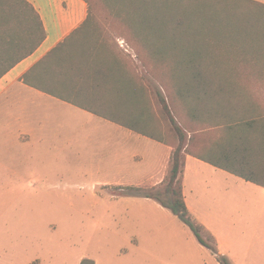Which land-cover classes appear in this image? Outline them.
I'll use <instances>...</instances> for the list:
<instances>
[{
  "label": "rangeland",
  "instance_id": "374dc122",
  "mask_svg": "<svg viewBox=\"0 0 264 264\" xmlns=\"http://www.w3.org/2000/svg\"><path fill=\"white\" fill-rule=\"evenodd\" d=\"M166 1L185 18L178 29L208 37L214 48L235 51L232 55L264 62L263 8L241 0ZM136 67L155 100L159 83L140 64ZM250 77L241 80L264 109V86L255 83L259 76ZM165 89V96L172 94ZM179 117L183 123L184 114ZM12 143L8 138L6 169L0 171V264H220L187 225L155 200L115 186L91 190L94 178L86 171V159L93 153L84 142L66 150L34 145L22 154ZM19 155L23 162L17 165ZM240 184L232 189L247 186ZM229 206L243 210L201 212L212 222L221 221L215 227L220 252L232 264H264V203Z\"/></svg>",
  "mask_w": 264,
  "mask_h": 264
},
{
  "label": "crops",
  "instance_id": "0c3cea01",
  "mask_svg": "<svg viewBox=\"0 0 264 264\" xmlns=\"http://www.w3.org/2000/svg\"><path fill=\"white\" fill-rule=\"evenodd\" d=\"M27 1L40 15L46 39L0 79V171L6 169L8 138L21 154L34 145L66 150L84 142L93 153L86 159L90 168L86 171L94 178L91 190L160 186L173 148L102 117L128 116L133 110L136 64L140 62L135 50L118 36L130 31L128 22L122 20H133L137 13L107 9L104 0ZM245 1L264 5V0ZM90 17L92 24L84 26ZM79 71L101 74L100 84L79 83L73 76ZM85 131L98 133L85 137ZM193 151L207 157L219 149L201 133ZM21 162L19 155L16 164ZM240 183L247 186L232 189ZM183 192L190 212L220 246L215 227L221 221L212 222L201 213L203 209L243 210L229 205L264 203V186L193 155L186 157Z\"/></svg>",
  "mask_w": 264,
  "mask_h": 264
},
{
  "label": "trees",
  "instance_id": "16d2710c",
  "mask_svg": "<svg viewBox=\"0 0 264 264\" xmlns=\"http://www.w3.org/2000/svg\"><path fill=\"white\" fill-rule=\"evenodd\" d=\"M104 1L107 9L137 13L133 20H122L128 22L130 31L118 37L135 50L142 69L160 88L155 90L154 100L144 75L136 67L132 112L128 116L102 117L173 148L160 186L127 189L168 209L190 228L202 246L217 256L220 264H232L220 252L216 237L190 212L183 192V175L186 157L193 155L264 186V109L248 92L249 83L241 80L242 76H259L254 81L264 86V62L243 59L239 52L240 57L232 55L235 51L214 48L208 37L178 29L185 18L175 12L177 9L168 8L166 0ZM241 1L264 9L262 4ZM92 22L90 17L84 26ZM45 39L40 15L27 0H0V79L32 55ZM253 56L257 58L259 54ZM73 76L82 84H100L101 74L97 72L79 71ZM166 87L172 89L169 96L162 91ZM182 114L183 123L179 122ZM201 133L217 146V153L205 157L193 151Z\"/></svg>",
  "mask_w": 264,
  "mask_h": 264
}]
</instances>
